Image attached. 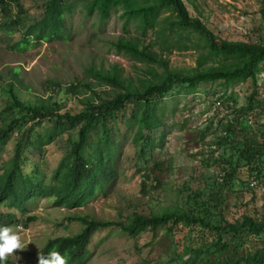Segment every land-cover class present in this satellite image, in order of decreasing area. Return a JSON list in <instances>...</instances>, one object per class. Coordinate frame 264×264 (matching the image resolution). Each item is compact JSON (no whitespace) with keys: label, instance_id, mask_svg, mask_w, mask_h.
<instances>
[{"label":"trees","instance_id":"obj_1","mask_svg":"<svg viewBox=\"0 0 264 264\" xmlns=\"http://www.w3.org/2000/svg\"><path fill=\"white\" fill-rule=\"evenodd\" d=\"M39 1L41 15L26 26L21 39L11 48L23 49L31 39L65 40L67 17L80 3L85 16H96L100 23L115 13L123 20L124 29L132 23L147 43L138 38L119 39L113 46L163 70H150L152 78L139 79L135 85L115 67L103 70L89 66L88 77L112 87L115 93L104 96L94 90L91 81L70 83L64 87L65 93H88L80 100L82 108L76 113L63 111L61 101L51 97L34 104L21 101L10 83L6 90L9 99L0 111V150L10 140L14 145L12 155L0 159V228L15 224L27 227L35 217L24 216L35 198H49L54 207L76 209L99 194L106 195L118 176L121 142L127 138L138 148L143 165L137 166L136 172L142 173L145 190L146 181L163 164L153 159V152L156 146L163 147L166 134L159 131L164 127L165 97L173 90L193 96L201 85L216 83L224 87L225 93L230 86L250 81L252 89L246 104L232 110L233 119L221 124L223 135L217 137L219 144L227 145L237 156H221L213 162L217 169L210 185L194 190L184 205L159 213L144 215L134 211L120 221L98 220L84 214L68 217L69 222L80 223L82 229L49 238L31 264H38L40 253L46 256L53 249L66 252L68 264H82L94 234L114 228L133 239L164 228L172 238L169 248L178 264H264V202L257 216L244 213L233 221L213 212L221 204L222 190L235 179L240 180L242 167L264 184V136L246 132L248 118L256 120L263 108L258 99L257 76L264 68V44L218 38L203 21L189 14L183 0ZM262 12L264 15V0ZM25 13L21 0H0V28L7 34L12 33V27L18 30ZM189 49L199 51L197 66L190 72L170 69L162 57L164 52ZM47 83L52 91L63 88L56 81ZM64 136V152L46 183L27 154H41L46 146ZM247 182L240 181L249 186ZM4 264L24 263L7 257Z\"/></svg>","mask_w":264,"mask_h":264},{"label":"rangeland","instance_id":"obj_2","mask_svg":"<svg viewBox=\"0 0 264 264\" xmlns=\"http://www.w3.org/2000/svg\"><path fill=\"white\" fill-rule=\"evenodd\" d=\"M183 1L189 14L203 21L218 38L264 44L263 0ZM21 3L26 11L22 14L23 26H18V30L12 27L10 34L0 28V111L9 99L6 90L10 83L21 101L34 104L39 99L51 97L61 101L63 111L76 113L82 108L80 100L88 93L82 92L78 96L65 93L64 87L70 83L91 81L94 90L102 95L115 93L112 87L99 85L88 77L86 69L89 66L103 70L115 67L135 85L139 79H151L150 70L157 73L163 70L159 65H149L117 51L113 46L119 39L138 38L147 43L132 23L124 29L119 13L100 23L96 16H85L80 3L67 17L65 40L36 42L31 39L29 46L23 49L11 48L21 39L26 26L41 15L39 0H21ZM155 49L158 51L157 47ZM198 54V50L189 49L164 52L162 57L168 61L170 69L190 72L197 66ZM50 80L60 83L62 90L52 91L47 83ZM257 85L263 108L256 120L248 118L246 132L264 136V68L257 76ZM251 89L250 81H247L228 87L225 93L218 83L201 85L193 96L173 90L163 103L164 127L159 130L166 133L163 147L156 146L153 152V159L163 164L146 181L145 190L142 173L136 172L137 166L143 165L138 158V148L127 138L121 142L118 176L106 195L99 194L76 209L54 207L49 198L33 199L24 217L34 216V220L27 227L11 226L20 234L24 250H17L8 258L31 264L36 252L49 238L72 235L82 229L80 223L67 220L71 216L84 214L98 220L120 221L134 211L149 215L184 205L194 190H203L206 184L212 183L217 169V164H213L215 160L231 154L234 158L237 156L227 145L219 144L217 137L223 135L221 124L233 119L232 110L246 104ZM65 143L66 136L46 146L41 154L26 152L44 175L46 183L50 182ZM13 145L14 141L10 140L1 148L0 159L12 155ZM208 164L211 165L206 166ZM239 172L240 180L235 179L228 189L222 190L221 204L213 211L228 221L244 213L257 216L262 211L264 184L250 177L246 167ZM242 180L248 181L249 186L240 183ZM171 242L172 238L165 234L164 228L155 233L145 232L136 239L116 228L105 229L92 237L89 255L82 264H178L177 260L173 261Z\"/></svg>","mask_w":264,"mask_h":264},{"label":"clouds","instance_id":"obj_3","mask_svg":"<svg viewBox=\"0 0 264 264\" xmlns=\"http://www.w3.org/2000/svg\"><path fill=\"white\" fill-rule=\"evenodd\" d=\"M17 250H24L21 236L12 227L0 228V264H4L7 257ZM38 264H68L67 253H61L56 249L51 250L46 256L38 255Z\"/></svg>","mask_w":264,"mask_h":264}]
</instances>
